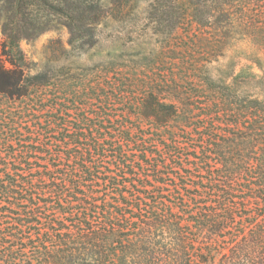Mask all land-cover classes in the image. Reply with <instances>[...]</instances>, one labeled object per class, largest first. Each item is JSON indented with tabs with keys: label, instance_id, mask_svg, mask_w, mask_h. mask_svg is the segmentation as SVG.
Here are the masks:
<instances>
[{
	"label": "trees",
	"instance_id": "trees-1",
	"mask_svg": "<svg viewBox=\"0 0 264 264\" xmlns=\"http://www.w3.org/2000/svg\"><path fill=\"white\" fill-rule=\"evenodd\" d=\"M140 1L1 0L0 94L41 102L49 87L46 74H26L22 40L63 25L72 43L91 47L111 4L135 8ZM147 17L165 45L158 60L137 64L145 78L136 79L132 67L116 73L118 85L141 93L114 97L150 122L167 151L181 149L178 135H190L201 153L194 172L174 177L157 157L152 184L138 182L127 193L132 159L120 153L125 144L146 151L139 125L87 124L121 136V144L83 139L85 128H74L57 146L94 154H54L64 164L37 177L24 176L28 154H0V264H264V0H152ZM238 46L251 65L210 73L208 65ZM182 155H173L178 167ZM108 159L116 171L101 168Z\"/></svg>",
	"mask_w": 264,
	"mask_h": 264
},
{
	"label": "rangeland",
	"instance_id": "rangeland-1",
	"mask_svg": "<svg viewBox=\"0 0 264 264\" xmlns=\"http://www.w3.org/2000/svg\"><path fill=\"white\" fill-rule=\"evenodd\" d=\"M151 1L141 0L135 8L132 7V3L117 9L111 4L106 19L97 28L96 43L91 47H81L78 43H72L70 33L63 25H54L38 37L20 42L26 74H46L50 79L49 87L40 91L41 102H38L37 95L30 101L8 100L0 94V134L5 132L9 140L6 147L2 146L0 141V154L3 157L6 154H28V165L21 166L25 177H37L46 167L53 169L54 165L64 164V160L56 159L54 154H94L70 151L71 146L68 144L57 146L58 139L70 136L78 126L85 128L82 133L83 139L95 137L102 141L105 140L104 137L107 140L114 138L118 144L123 141L121 136L115 133H99L95 129H87V124L145 127V140L148 143L146 151H142V146L125 144L123 152L120 153L127 154L132 159L129 172H133V175L123 179L126 183L123 188L127 193L133 191L132 186L138 182L150 180L148 184H152L151 165L157 157L161 161L160 169L167 166L174 177L194 172L195 157L201 153L193 149L194 141L188 142L192 139L190 135H178L176 141L180 143L181 149L169 152L165 149L164 141L152 137V131L147 128L150 122L137 118L129 106H125V103L114 97L119 91H124L127 95L131 93L129 90L136 94L141 93V88L118 85L116 79L122 76L116 73H119V70L130 73L129 67H132L136 79L145 78L147 70H141L143 67L138 68L137 64L144 66L151 60H158L161 48L165 45L164 38L154 33L147 19ZM3 21L0 0V59L6 63L5 57H1L4 42ZM175 44L173 40L170 46L177 47ZM166 53L170 56L168 51ZM250 58L251 55L245 47L238 46L219 62L208 65V70L214 75L223 71L227 73L229 70L238 74L245 64H252ZM6 65L10 67L8 62ZM256 71L260 73L258 68ZM104 94L109 97L107 101L103 98ZM52 104H56L57 107L51 109ZM26 107L30 111L25 112ZM141 134L133 132L135 138ZM143 154H147L144 160ZM175 154H183L182 167L176 166L173 162ZM12 164L19 167V163L14 159ZM100 166L102 169L110 168L116 171V165L111 159ZM148 176L150 177L147 178ZM171 180L173 179L170 178ZM170 181L173 186L174 183Z\"/></svg>",
	"mask_w": 264,
	"mask_h": 264
}]
</instances>
